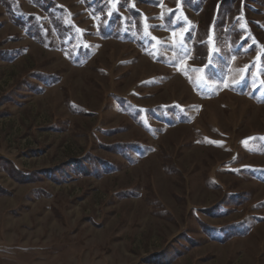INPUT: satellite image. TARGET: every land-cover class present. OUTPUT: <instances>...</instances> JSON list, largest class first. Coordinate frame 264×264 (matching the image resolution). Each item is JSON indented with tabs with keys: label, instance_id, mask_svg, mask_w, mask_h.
Returning a JSON list of instances; mask_svg holds the SVG:
<instances>
[{
	"label": "rangeland",
	"instance_id": "374dc122",
	"mask_svg": "<svg viewBox=\"0 0 264 264\" xmlns=\"http://www.w3.org/2000/svg\"><path fill=\"white\" fill-rule=\"evenodd\" d=\"M110 1L0 4V264H264V10Z\"/></svg>",
	"mask_w": 264,
	"mask_h": 264
},
{
	"label": "trees",
	"instance_id": "16d2710c",
	"mask_svg": "<svg viewBox=\"0 0 264 264\" xmlns=\"http://www.w3.org/2000/svg\"><path fill=\"white\" fill-rule=\"evenodd\" d=\"M33 1H34V4L38 8L42 7L43 4L49 3V0H33ZM120 1L121 0H118V2ZM85 2L91 8H93L92 12L95 15L99 14L108 4L111 5L110 0H85ZM190 2L188 3L191 6V8L198 9V7H200V3L202 2V0H199V2H197V0H194L192 3ZM16 3H17V0H0V4L7 10H9L11 6ZM262 10H264V0H211V17H210L211 24L209 23V17H207V14H206L207 11L205 13L203 12V16L205 20H208L209 25L207 26L206 29L210 31V28H211V32L214 36L213 40H216V38H218V40H221L223 42L222 39L226 38L228 35L227 34L228 26H233L235 29L239 27L237 23H235V21L239 20L237 18H241L242 16L241 13H243L244 17H246V16H249L253 12L261 13L263 12ZM111 15L115 16L113 12H111ZM12 21L14 22V25L16 24V26H18V28H20V30L25 35L30 37L36 43L43 41L41 34H40L39 27H38L39 22L33 20L32 14L24 13L21 18H18V17L12 18ZM242 22L243 24H245L244 20H242ZM140 24H141V18L138 17L137 27L141 31ZM112 29H116V26L112 27ZM57 31H58V36H61L62 32L67 31V28L66 26H63L61 28H57ZM59 41H60L59 43L60 45H64L62 42V38H60ZM217 43L218 41L215 43H212V46H217ZM49 45L51 46L52 44L50 43ZM50 46H45V47L49 49L52 47ZM204 49H205V53L203 55L200 56L199 54L200 51H197L196 54L199 55L201 59L206 61L207 60V50L206 48ZM85 56H86V52L83 51V49L82 50L79 49L75 54V59L76 58L83 59ZM11 57H12V54L7 50L5 51L2 50L0 52L1 60H10ZM67 104H68L67 107L69 108L70 112L76 114L77 111L75 110L76 107L73 105V102L68 101ZM78 108H79L78 113H82L84 115L90 114L89 112H87L85 108H82V107H78ZM6 163L8 164L10 162H6ZM10 172H11L12 177H14L19 173V170L16 167H13L12 171ZM36 191L37 192L40 191L44 195L46 194V192L43 190L37 189ZM119 194L120 196H124V194L122 193H119ZM203 210L210 211L211 207L205 208Z\"/></svg>",
	"mask_w": 264,
	"mask_h": 264
},
{
	"label": "snow or ice",
	"instance_id": "6c2138e0",
	"mask_svg": "<svg viewBox=\"0 0 264 264\" xmlns=\"http://www.w3.org/2000/svg\"><path fill=\"white\" fill-rule=\"evenodd\" d=\"M175 35V34H174ZM210 143H217V142H215V141H210Z\"/></svg>",
	"mask_w": 264,
	"mask_h": 264
}]
</instances>
